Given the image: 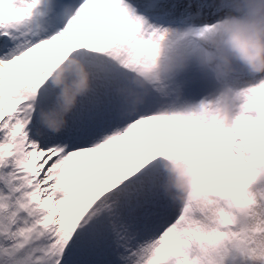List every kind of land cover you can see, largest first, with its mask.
Returning a JSON list of instances; mask_svg holds the SVG:
<instances>
[{"label":"snow or ice","instance_id":"snow-or-ice-1","mask_svg":"<svg viewBox=\"0 0 264 264\" xmlns=\"http://www.w3.org/2000/svg\"><path fill=\"white\" fill-rule=\"evenodd\" d=\"M136 0H0V264H264V105L226 136L162 115L157 96L125 109L142 37ZM69 57L91 80L58 132L52 73ZM248 112V113H250ZM201 208L164 190L161 159L207 170Z\"/></svg>","mask_w":264,"mask_h":264},{"label":"clouds","instance_id":"clouds-1","mask_svg":"<svg viewBox=\"0 0 264 264\" xmlns=\"http://www.w3.org/2000/svg\"><path fill=\"white\" fill-rule=\"evenodd\" d=\"M225 7L226 13L211 26L148 30L142 39L151 41L152 46L143 52L138 50L129 67V82L117 89L121 105L136 110L149 96L156 95L160 114L197 120L218 137L234 130L241 119L247 118L246 113L253 110L250 100L254 87L257 106L264 105V0H221V10ZM193 66L221 81L231 78L238 66L261 79L256 86L245 90L224 87L198 105L172 113L173 93L168 85ZM50 79L59 89L60 105L55 116L49 118V124L58 132L79 99L90 92L91 80L87 70L78 66L72 57ZM175 99L179 100L178 94ZM206 162L213 166L205 173L191 158H162L165 192L181 205L201 208L208 199L205 178L219 175L223 168L214 154Z\"/></svg>","mask_w":264,"mask_h":264},{"label":"bare ground","instance_id":"bare-ground-1","mask_svg":"<svg viewBox=\"0 0 264 264\" xmlns=\"http://www.w3.org/2000/svg\"><path fill=\"white\" fill-rule=\"evenodd\" d=\"M184 3L185 0L179 2V4L181 5H184ZM219 6L221 7V2L219 3ZM163 14V16H169V14ZM163 22L165 23V21ZM207 83L208 81H205L203 79V73L197 70V68H195L194 66L191 67L187 72L178 76L175 80L171 82V89L175 92L173 93V103L171 104V111H173V113H179L178 111L182 112L190 106H196L199 104L200 101L211 97L201 96L198 93L199 91L197 90V86L199 84L206 85ZM251 87L254 86L252 85ZM177 94L179 95V100L176 101L175 96Z\"/></svg>","mask_w":264,"mask_h":264},{"label":"rangeland","instance_id":"rangeland-1","mask_svg":"<svg viewBox=\"0 0 264 264\" xmlns=\"http://www.w3.org/2000/svg\"><path fill=\"white\" fill-rule=\"evenodd\" d=\"M185 87V86H184ZM168 88L169 90L172 92V93H175L172 89H171V83L168 85ZM186 88V87H185ZM177 101V100H176ZM180 112V111H178ZM173 113V111H172ZM258 186L254 189V191L258 188V187H261V186H264V179H259V182H258Z\"/></svg>","mask_w":264,"mask_h":264}]
</instances>
